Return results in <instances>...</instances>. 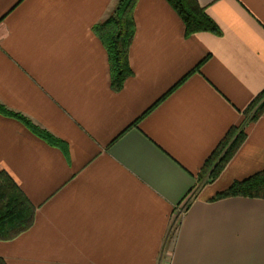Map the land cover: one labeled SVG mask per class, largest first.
<instances>
[{"label":"crops","instance_id":"1","mask_svg":"<svg viewBox=\"0 0 264 264\" xmlns=\"http://www.w3.org/2000/svg\"><path fill=\"white\" fill-rule=\"evenodd\" d=\"M117 1L0 0V104L67 147L0 114V171L35 208L0 258L264 264V199L212 200L264 170V112L220 174L201 176L264 91V0H197L219 34L189 36L167 0H136L132 73L113 90L93 27Z\"/></svg>","mask_w":264,"mask_h":264},{"label":"trees","instance_id":"2","mask_svg":"<svg viewBox=\"0 0 264 264\" xmlns=\"http://www.w3.org/2000/svg\"><path fill=\"white\" fill-rule=\"evenodd\" d=\"M136 0H118L107 18L93 27L102 41L109 58L111 87L119 90L124 80L131 75L128 64V48L134 34L133 8ZM185 25V35L197 32L219 34V29L206 14L197 0H167ZM254 113L251 114V111ZM264 112V91L250 105L243 122L230 129L211 156L205 162L202 173L214 180L224 169L228 161L243 142V127L249 121L256 120ZM0 114L21 122L35 135L66 152V144L53 137L47 131L33 125L20 114L7 110L0 104ZM229 197H247L264 199V170L243 180L234 181L227 189L217 193L212 200ZM35 208L12 181L0 171V241H8L27 230L33 222ZM0 264H5L0 258Z\"/></svg>","mask_w":264,"mask_h":264},{"label":"rangeland","instance_id":"3","mask_svg":"<svg viewBox=\"0 0 264 264\" xmlns=\"http://www.w3.org/2000/svg\"><path fill=\"white\" fill-rule=\"evenodd\" d=\"M253 113H254V110L251 111V114H253ZM201 176H202L204 182L210 180V177H209L208 175H205V174L203 175V173H202ZM202 178H201V179H202ZM192 194H194V190H193V193L191 192V195H192ZM191 195H190L189 198L185 201V203H184L185 205H184V206H186V205L188 204L190 198L192 197Z\"/></svg>","mask_w":264,"mask_h":264}]
</instances>
